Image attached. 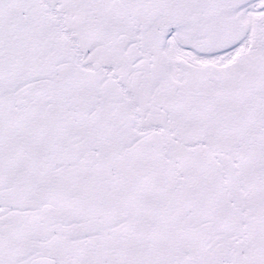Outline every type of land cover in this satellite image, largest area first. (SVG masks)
I'll return each mask as SVG.
<instances>
[{
	"label": "snow or ice",
	"instance_id": "6c2138e0",
	"mask_svg": "<svg viewBox=\"0 0 264 264\" xmlns=\"http://www.w3.org/2000/svg\"><path fill=\"white\" fill-rule=\"evenodd\" d=\"M0 264H264V0H0Z\"/></svg>",
	"mask_w": 264,
	"mask_h": 264
}]
</instances>
